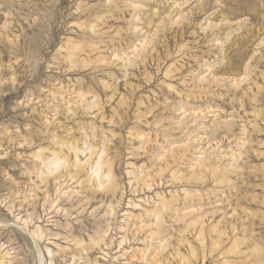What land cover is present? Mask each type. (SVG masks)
Here are the masks:
<instances>
[{"label": "rangeland", "instance_id": "1", "mask_svg": "<svg viewBox=\"0 0 264 264\" xmlns=\"http://www.w3.org/2000/svg\"><path fill=\"white\" fill-rule=\"evenodd\" d=\"M0 264H264V0H0Z\"/></svg>", "mask_w": 264, "mask_h": 264}, {"label": "bare ground", "instance_id": "2", "mask_svg": "<svg viewBox=\"0 0 264 264\" xmlns=\"http://www.w3.org/2000/svg\"><path fill=\"white\" fill-rule=\"evenodd\" d=\"M154 15V14H153ZM60 144V143H59ZM58 144V145H59ZM64 145L62 146V145H59L61 148H64L65 149V151H66V153L69 155V156H72L73 157V159H74V161H73V163H72V165H71V167H74V171L76 172V171H78V169L76 168V166L78 165V166H86V164H88L87 166H90V170H92L91 171V175H93V177H95V178H99V173L98 172H96V170L95 171H93V168H96L97 167V165H98V163L99 162H97V163H95L94 164V166L93 165H89V163H87V161L86 162H81L80 161V159H79V154H81L82 152H81V150L78 148V145L77 144H75V142H71V143H68V144H65V143H63ZM55 145V144H54ZM55 155V154H54ZM55 159V158H54ZM58 160V159H57ZM56 160V161H57ZM88 160V159H87ZM90 163H91V161H90ZM58 164H59V162H57V163H54L53 164V167H54V169L55 168H57V166H58ZM93 164V163H92ZM77 166V167H78ZM69 168H70V166H69ZM89 168V167H88ZM109 171V170H108ZM106 172L104 175H103V177H102V179H106V181H111V173L110 172ZM99 181H100V179H99ZM98 181V182H99ZM101 182V181H100ZM99 182V183H100ZM108 184H110L109 182H108ZM101 186L100 187H102V184H100ZM107 187V186H106ZM109 187V186H108ZM111 187H112V189H114L115 187L114 186H112L111 185ZM111 189V190H112ZM31 237H32V240L34 241V242H36V239H37V237H36V235H34V233L32 234L31 233Z\"/></svg>", "mask_w": 264, "mask_h": 264}]
</instances>
